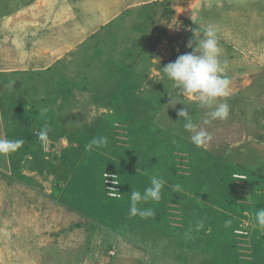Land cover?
Masks as SVG:
<instances>
[{"label": "rangeland", "instance_id": "1", "mask_svg": "<svg viewBox=\"0 0 264 264\" xmlns=\"http://www.w3.org/2000/svg\"><path fill=\"white\" fill-rule=\"evenodd\" d=\"M209 24L232 81L229 118L211 126L162 72ZM0 71V138L25 141L0 154V264H224L230 247L264 264V0H0ZM98 136L108 146L86 149ZM153 176L161 199L139 206L159 225L129 215Z\"/></svg>", "mask_w": 264, "mask_h": 264}, {"label": "clouds", "instance_id": "2", "mask_svg": "<svg viewBox=\"0 0 264 264\" xmlns=\"http://www.w3.org/2000/svg\"><path fill=\"white\" fill-rule=\"evenodd\" d=\"M218 27L209 24L202 33L194 32V38L190 40L187 47L192 51L179 55L174 62L168 63L163 67L164 76L174 86L178 88L183 96L194 98L199 102V107L204 110L202 123L211 126L215 121H225L229 118L230 105L226 98L231 94V78L225 75V69L228 67V60L222 59L223 49L219 44L217 36ZM16 81H9L7 87L12 89ZM47 109H42L40 115L47 120ZM178 117L183 119V129L190 133V140L197 148L207 145L212 141L213 136L210 132L200 127V124L194 121L187 108H182L177 112ZM115 126H118L115 125ZM50 127L45 123L37 133V139L42 146H47L50 142ZM25 141L23 139L0 138V154H9L18 151ZM106 136H98L90 140L86 149L93 146L103 148L108 146ZM119 177L113 176L112 183L118 185ZM107 182V180H106ZM166 181L160 177L153 176L150 185L143 192L132 189L130 192L129 215L147 218L154 215L150 208H142L141 203L149 201H159ZM174 191H180L181 185L173 186ZM117 192L114 189L109 193ZM256 226L264 231V208L255 213ZM231 225V221L225 222V227ZM203 222H197L195 231L203 229ZM193 229L190 227L184 236L191 238Z\"/></svg>", "mask_w": 264, "mask_h": 264}, {"label": "trees", "instance_id": "3", "mask_svg": "<svg viewBox=\"0 0 264 264\" xmlns=\"http://www.w3.org/2000/svg\"><path fill=\"white\" fill-rule=\"evenodd\" d=\"M239 168V167H238ZM242 170L244 169V168H241ZM237 171V170H236ZM244 171V170H243ZM234 172H235V170H234ZM235 174V173H234ZM233 174V172H231L230 174H229V177H226L225 179H223V181H224V184L225 183H231V182H233V180H232V176L234 175ZM244 178H248V176L246 175V177H244ZM230 188V187H229ZM166 204H167V202L166 201H162V202H160L158 205H160V206H163V208H166ZM123 207V206H122ZM160 210V209H159ZM163 214H162V212H161V210L160 211H158L157 213H155L154 212V215L152 216V218H153V220H156V221H158V225H159V223H161V216H162ZM229 250H230V252L232 251V256L234 257V261H233V263H230V262H228L227 260L225 261V263L224 264H245L244 262H242V260L239 258L240 257V253L237 251V249L235 248L234 249V247H230L229 248ZM223 256H224V254H223ZM224 258H225V256H224ZM226 259H228V258H226ZM248 264V263H247ZM259 264V263H258Z\"/></svg>", "mask_w": 264, "mask_h": 264}, {"label": "built area", "instance_id": "4", "mask_svg": "<svg viewBox=\"0 0 264 264\" xmlns=\"http://www.w3.org/2000/svg\"><path fill=\"white\" fill-rule=\"evenodd\" d=\"M112 177H113V176H112ZM112 177H111V178H112ZM110 183H112V180H110ZM115 186H116V184H113V186L110 187V189H114L115 191H117V192H112V193H111V195H112L113 197H117V196H119V194H118V193H119V188H116ZM112 255H113V254H112Z\"/></svg>", "mask_w": 264, "mask_h": 264}, {"label": "crops", "instance_id": "5", "mask_svg": "<svg viewBox=\"0 0 264 264\" xmlns=\"http://www.w3.org/2000/svg\"><path fill=\"white\" fill-rule=\"evenodd\" d=\"M66 12H68V11H66ZM66 14V13H65ZM65 22L67 23L68 22V18H66L65 19ZM40 30V29H39ZM42 31H44V29H42ZM0 74H4V73H2L1 71H0Z\"/></svg>", "mask_w": 264, "mask_h": 264}]
</instances>
